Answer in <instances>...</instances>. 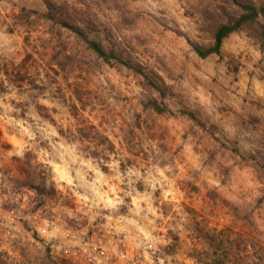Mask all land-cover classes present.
Segmentation results:
<instances>
[{
    "label": "clouds",
    "instance_id": "clouds-1",
    "mask_svg": "<svg viewBox=\"0 0 264 264\" xmlns=\"http://www.w3.org/2000/svg\"><path fill=\"white\" fill-rule=\"evenodd\" d=\"M0 264H264V0H0Z\"/></svg>",
    "mask_w": 264,
    "mask_h": 264
}]
</instances>
